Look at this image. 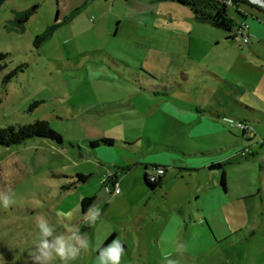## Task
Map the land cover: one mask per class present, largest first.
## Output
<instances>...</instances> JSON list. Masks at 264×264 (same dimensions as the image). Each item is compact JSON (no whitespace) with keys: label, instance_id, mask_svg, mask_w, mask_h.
<instances>
[{"label":"rangeland","instance_id":"374dc122","mask_svg":"<svg viewBox=\"0 0 264 264\" xmlns=\"http://www.w3.org/2000/svg\"><path fill=\"white\" fill-rule=\"evenodd\" d=\"M249 3L240 12L258 34L244 41L171 0L0 1V132L43 124L62 139L0 147V190L14 201L0 205V264H33L37 216L54 236L74 227L89 241L67 264H96L112 236L126 247L120 264H166L165 255L178 264H264V8ZM240 104L258 111L247 123L251 139L254 128L261 134L252 144L224 120L241 119ZM213 124L217 134L200 136ZM100 138L131 145L127 158L146 162L174 144L197 164L168 168L148 198L138 169L136 185L132 175L119 180L122 194L112 196L104 186L120 178L124 155L116 142L89 148Z\"/></svg>","mask_w":264,"mask_h":264},{"label":"trees","instance_id":"16d2710c","mask_svg":"<svg viewBox=\"0 0 264 264\" xmlns=\"http://www.w3.org/2000/svg\"><path fill=\"white\" fill-rule=\"evenodd\" d=\"M3 1V0H0ZM179 5L187 7L191 13L193 14V18L202 23H208L214 28L220 29L227 34L235 33L236 29H240L242 24H246L245 22V14L240 12V9H244V7L250 6V3L247 0H171ZM229 2L230 4H227ZM255 6V5H254ZM230 12H234V14L239 18L236 21L230 15ZM247 25V24H246ZM235 36H230L229 38H234ZM245 134V131H242ZM43 139L50 140L57 144L62 143V139L60 135L46 127L43 124H36L34 126L17 130L8 129L7 131L0 132V147H11L20 145L23 142L33 139ZM89 148L95 149L98 147H111L113 145V140L109 138H102L94 141H90L88 143ZM129 146L128 144H124ZM219 164L212 165L211 169L219 168ZM157 167H151V171ZM149 175L145 174L143 183L144 186L149 191H154L156 188L160 186V178L157 179L156 182L150 181L148 178ZM87 179L86 176L77 175V180L80 182H85ZM220 186L225 189V176L222 174L220 178ZM94 200L93 197L84 198L81 201L82 211L91 204ZM113 236L110 237L106 242L103 243L102 247H106V245L112 240ZM101 247V248H102ZM124 247V252L126 247Z\"/></svg>","mask_w":264,"mask_h":264},{"label":"crops","instance_id":"0c3cea01","mask_svg":"<svg viewBox=\"0 0 264 264\" xmlns=\"http://www.w3.org/2000/svg\"><path fill=\"white\" fill-rule=\"evenodd\" d=\"M259 12H261V11H259ZM249 33H251L252 35L258 34L256 31V28H251V27H248L247 34H249ZM228 36L230 37V34H228ZM229 37H228V39H229ZM247 37H248V35H247ZM230 39H232V38H230ZM226 40H227V38H226ZM236 104H239V103H236ZM240 105L244 108L243 112L239 116V117H241V119H235L233 116H229V117L226 116L225 118L231 119V117H232V119H234L236 121L244 122L246 124L247 123L249 124L250 122L258 121V118L255 116V113H258V111L254 110L248 106H245L242 104H240ZM215 115H216V118L220 117L219 114H215ZM263 118H264V116H263ZM259 120H261V122L263 121L262 118ZM208 127H209L208 135H206L207 133H205L204 130H201V131H199V133L202 134L200 136H209V135L217 134L218 128H219V126L217 124H213L212 126H208ZM254 129H255L254 131H256L257 134L253 137L254 138L260 137L261 134H260L259 128H254ZM250 137H251V135H249L247 133H245V134L242 133L241 140L243 142L245 141V142H248L250 144L251 142H254V141H252L254 138L251 139ZM100 139H102V138H100ZM115 142L119 146L120 153L122 155H124L123 158H124L125 162H124V165L122 167H118V170H117L118 174L120 175V178H118L117 175H113L112 179L109 180L110 185L111 186L115 185V184L118 185L119 182L117 183V181H119V180H120V184H121L124 181V178L127 179V177L130 175L133 176V180H134L135 185H136L137 177H136V174H134V172H136V170H138V169H142L143 170V177H142V181H141V186L144 189L147 198L150 197L153 194V192L156 190L155 189L154 191H149L144 186L143 179H144L145 174L148 175V172H147L148 168L150 170H151V167H154V166L157 168H161L164 170L163 175H165V177H166V176L170 175L169 174L170 170L168 168H171L173 171L174 170H176V171H178V170L188 171L189 169H191L190 167H195V165L197 164V162L184 161V160H186V158H190L192 156V154H188L186 152L187 150H185V155H184V152H183L184 149H182L181 146H176L174 144H170L168 146H166V145L163 146L164 151L168 152L170 154H168V155L161 154V155L156 156V158H154L152 161L146 162V161H142L140 159L139 160L138 159L132 160L131 158H127L128 156H126V155H128V153L131 152L133 149L131 147V145L128 144L129 146H127V145H124V144H126L124 142H119V141L113 140V145H112L113 147H117V145H115ZM236 145H238V144H234L233 146H236ZM255 145L256 146H262V143L260 142V140H256ZM263 145H264V143H263ZM106 148H109V147H98L96 149H106ZM189 150L194 151L195 155H197V156H204V155L216 154V153L221 152V150H219V149L203 150L201 148H190V147H189ZM94 156L100 163H103V164L106 163L105 162L106 157L104 154H100L99 152H97V153H95ZM198 163H200V162H198ZM202 163H205V162H202ZM210 163H212V162H210ZM216 164H219V160H217ZM212 165H215V164L212 163ZM177 167H184V168H177ZM203 167H205V166H203ZM200 168H202V167H200ZM165 177L163 176L162 178H160V186L164 183ZM170 177H172V176H170ZM118 187H119V185H118ZM219 187L222 189L223 192H226V184H225V189H223V187L220 186V182H219ZM137 188H139V187H137ZM121 194H122V190L119 189V194L115 195V196H120Z\"/></svg>","mask_w":264,"mask_h":264},{"label":"clouds","instance_id":"9594fccd","mask_svg":"<svg viewBox=\"0 0 264 264\" xmlns=\"http://www.w3.org/2000/svg\"><path fill=\"white\" fill-rule=\"evenodd\" d=\"M14 203L9 191L0 190V205L4 208ZM98 215V212L96 213ZM36 227L39 229L40 239L31 253L33 264H54L59 259L62 264L75 259L81 249L89 248V241L79 233L78 228L67 227L64 234L54 236V228L43 216H37ZM95 219V215L93 216ZM67 233H71L68 235ZM49 237L52 241L49 242ZM96 264H120L124 247L119 238L113 239L106 247L97 249ZM166 264H178V261L164 256Z\"/></svg>","mask_w":264,"mask_h":264},{"label":"built area","instance_id":"2783aa9c","mask_svg":"<svg viewBox=\"0 0 264 264\" xmlns=\"http://www.w3.org/2000/svg\"><path fill=\"white\" fill-rule=\"evenodd\" d=\"M251 3H253V4H255V5L258 6V2H257V1H253V0H252ZM227 4H230V3L227 2ZM247 30H248V26H247L246 24H242V25L240 26V29H236V30H235L234 35H235V37H236V36H240V37L243 38L244 41H247ZM236 34H237V35H236ZM224 120H225L226 123H228V124H230V125L237 126V127L240 128L242 131L248 132V131L250 130V128L248 127V125H247L246 123H244V122H241V121H234V120H232V119H230V118H225ZM241 155H244V152H242ZM163 172H164L163 169H161V168H156V169L153 170L152 175H149L148 178L150 179V181H152V182H156L157 179L159 178V176L163 174ZM104 192H105L106 194H109V195H111V194H112V195H118V194H119V187H118L117 184L112 185L111 187H110L108 184H106V185L104 186Z\"/></svg>","mask_w":264,"mask_h":264},{"label":"water","instance_id":"95a60500","mask_svg":"<svg viewBox=\"0 0 264 264\" xmlns=\"http://www.w3.org/2000/svg\"><path fill=\"white\" fill-rule=\"evenodd\" d=\"M249 2H252V0H248ZM258 2V5L264 8V0H256Z\"/></svg>","mask_w":264,"mask_h":264},{"label":"bare ground","instance_id":"6f19581e","mask_svg":"<svg viewBox=\"0 0 264 264\" xmlns=\"http://www.w3.org/2000/svg\"><path fill=\"white\" fill-rule=\"evenodd\" d=\"M253 1H256V0H253Z\"/></svg>","mask_w":264,"mask_h":264}]
</instances>
